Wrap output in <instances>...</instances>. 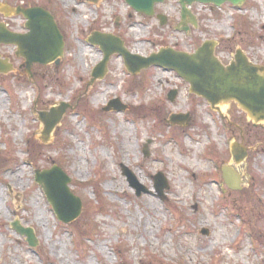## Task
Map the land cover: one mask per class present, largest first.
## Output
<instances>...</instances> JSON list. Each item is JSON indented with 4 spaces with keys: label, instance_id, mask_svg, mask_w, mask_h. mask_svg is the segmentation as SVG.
Returning <instances> with one entry per match:
<instances>
[{
    "label": "rangeland",
    "instance_id": "374dc122",
    "mask_svg": "<svg viewBox=\"0 0 264 264\" xmlns=\"http://www.w3.org/2000/svg\"><path fill=\"white\" fill-rule=\"evenodd\" d=\"M0 3L47 10L64 42L59 65L35 64L31 76L14 47L0 46L2 59L13 64L0 75V264H264V122L254 127L235 104L221 118L175 73L149 68L131 75L117 55L92 84L102 54L87 43L91 33L113 34L145 57L167 47L192 53L212 40L224 65L241 50L264 68V0L218 10L194 4L197 23L186 32L172 28L178 0L156 5L154 14L166 17L162 25L124 0ZM0 22L24 33L21 17ZM112 99L127 110L102 111ZM60 103L67 108L44 143L37 112ZM179 112L189 113L187 126L167 123ZM241 139L248 156L235 166L230 145ZM226 166L241 176V190L223 183ZM52 167L70 179L69 191L81 201L69 224L57 220L34 182L35 170ZM158 173L168 185L161 195L154 188ZM134 180L148 192L137 196ZM13 223L32 229L34 247Z\"/></svg>",
    "mask_w": 264,
    "mask_h": 264
},
{
    "label": "water",
    "instance_id": "95a60500",
    "mask_svg": "<svg viewBox=\"0 0 264 264\" xmlns=\"http://www.w3.org/2000/svg\"><path fill=\"white\" fill-rule=\"evenodd\" d=\"M124 1L134 11L145 16H153L154 5L164 2V0ZM243 2L244 0H179L181 19L184 21L190 18L195 23L188 9L195 3L220 7L225 3L240 6ZM5 12L10 13L5 14L6 17L9 15L22 16L26 21L24 25L26 33L11 32L3 23H0V46L16 48L15 55L24 59L27 74H30L34 64H59L63 56L64 42L53 17L47 11L39 7H7ZM158 18L162 25L165 17L158 16ZM87 42L92 46H98L102 53L101 61L91 73L90 83L103 79L110 57L119 55L126 70L132 75L150 67L172 71L188 83L190 93L205 100L212 109L219 111L220 106L234 102L254 125L264 122V68L249 62L241 50H236L233 60L228 65H223L214 54L216 43L213 41L203 42L192 54L167 47L145 57L131 53L125 47L124 42L112 34L94 32L88 37ZM12 71L13 65L8 62L7 58L2 59L0 55V74L5 75ZM176 94V91L170 92L168 99L174 101ZM66 108L67 104L60 103L58 107L51 108L49 111L38 112V120L43 126L40 137L44 143L49 142L51 133ZM111 109L120 112L125 110V106L119 100H112L105 111ZM168 121L173 125H180L188 123L189 116L171 115ZM231 154L236 165L247 157L246 149L238 143L232 144ZM122 170L124 173L128 171L124 167ZM222 174L224 183L229 189H241V177L231 167H223ZM34 180L36 184L42 186L47 201L59 221L69 224L79 216L81 201L69 191L70 179L58 167L43 171L36 170ZM130 184L137 189V196L146 192L136 180L130 181ZM156 188L160 195L164 189L168 188L161 174L156 177ZM12 228L19 235L26 237L29 246L36 245L32 229L23 228L17 223H13Z\"/></svg>",
    "mask_w": 264,
    "mask_h": 264
},
{
    "label": "flooded vegetation",
    "instance_id": "af4514ba",
    "mask_svg": "<svg viewBox=\"0 0 264 264\" xmlns=\"http://www.w3.org/2000/svg\"><path fill=\"white\" fill-rule=\"evenodd\" d=\"M0 16H2L4 19H8V18H5L4 17V15L3 14H5V12L2 10L3 9V6H18V5H15L14 3H12L11 5L10 4H4V3H1L0 4ZM22 7H29V5H21ZM154 18H156V17H154ZM157 19V18H156ZM158 20V19H157ZM188 20V22H181V20H180V18H179V21L177 22V23H172V28L175 30H178V29H185V28H187V29H189V28H191L192 26L190 25V22H191V20L190 19H187ZM191 26V27H190ZM190 118V120H191V117H189ZM241 142L243 143L244 142V140L243 139H241ZM146 148V147H145ZM144 155H146L145 157H147L148 156V152H147V148H146V151L144 150ZM247 155H248V150H247ZM221 176H222V174H221ZM155 177V176H154ZM154 177H153V179H154ZM223 180V179H222ZM224 183V182H223Z\"/></svg>",
    "mask_w": 264,
    "mask_h": 264
},
{
    "label": "bare ground",
    "instance_id": "6f19581e",
    "mask_svg": "<svg viewBox=\"0 0 264 264\" xmlns=\"http://www.w3.org/2000/svg\"><path fill=\"white\" fill-rule=\"evenodd\" d=\"M224 109H225V108H224V107H222L221 111H224Z\"/></svg>",
    "mask_w": 264,
    "mask_h": 264
}]
</instances>
